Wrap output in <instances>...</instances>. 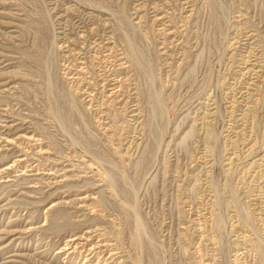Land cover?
Here are the masks:
<instances>
[{"label":"rangeland","instance_id":"1","mask_svg":"<svg viewBox=\"0 0 264 264\" xmlns=\"http://www.w3.org/2000/svg\"><path fill=\"white\" fill-rule=\"evenodd\" d=\"M0 264H264V0H0Z\"/></svg>","mask_w":264,"mask_h":264},{"label":"bare ground","instance_id":"2","mask_svg":"<svg viewBox=\"0 0 264 264\" xmlns=\"http://www.w3.org/2000/svg\"><path fill=\"white\" fill-rule=\"evenodd\" d=\"M41 153H42V151H41Z\"/></svg>","mask_w":264,"mask_h":264}]
</instances>
